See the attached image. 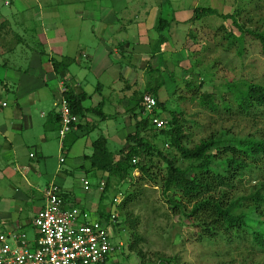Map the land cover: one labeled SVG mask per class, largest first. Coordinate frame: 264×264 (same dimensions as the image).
Instances as JSON below:
<instances>
[{
	"label": "rangeland",
	"instance_id": "rangeland-1",
	"mask_svg": "<svg viewBox=\"0 0 264 264\" xmlns=\"http://www.w3.org/2000/svg\"><path fill=\"white\" fill-rule=\"evenodd\" d=\"M192 1H178L177 5L184 3L188 6L192 4ZM174 3L172 2L173 5ZM0 6L3 15L11 9L3 6L1 1ZM197 6L210 7L220 15L234 13L235 20L244 29L264 33V0H200ZM186 11L184 9L178 16L176 15L180 23L173 24V27L170 28V34L173 32L174 36L171 35L168 38V43L163 46L164 51L157 54H153L151 51L159 36H154L151 44H135L132 49L134 55H132L133 51L129 54V47L125 48L124 53L129 55L125 57V62H120L125 77L123 81L119 80L115 85H112L111 90L104 88L103 94L106 93L109 96L113 89L117 93L118 88H121V92H125L124 85L128 79L135 81L133 85L136 89L146 93L148 86L155 87L162 78L163 84L158 90L160 101L164 102L166 109L178 110V116L184 130L182 143L187 147L191 148L200 140L211 135L218 136L223 132L228 136L239 138L264 139L263 108L255 112L253 110L249 114L237 112V106L234 102V89L231 87L232 85L241 86L244 82H253L264 86V51L261 49L259 41L249 34L244 35L242 42L232 37L228 38L227 35L230 30L236 35L239 34L230 17L224 18L214 14L191 20L193 11L185 14ZM187 15H189V19H186ZM162 18L168 22L166 26L172 25L173 22L169 21V18L165 16ZM153 32L156 33L157 29L154 28ZM90 46L87 45L89 50L92 49ZM141 56L144 59L139 63L142 64V68L132 66L135 64L136 58ZM108 57L112 63L119 66L120 56L109 54ZM110 68L117 70L116 66L112 64ZM129 68L132 69L130 74ZM72 69L81 70L75 65ZM106 75L108 76V74ZM105 76L95 78L88 72L85 73L87 80L92 81L94 85L98 81H106L109 76ZM77 78L78 80L84 79L81 75H78ZM203 93L213 95L215 104H218L216 110H211L208 105L200 101V95ZM120 95L122 94L120 93ZM14 99L12 92H3L0 95V102L3 100L8 105L7 108L0 107V120H5L6 117L2 115L11 110ZM224 100L230 104L231 108H225ZM106 106L111 114L122 110V108L114 107L111 104ZM160 112L161 117L170 119V113L167 110L160 109ZM97 117L96 115L94 118ZM12 122L17 123V121ZM95 122L98 129L91 131L88 138L83 139V141L87 140L89 143L91 138L94 140L103 134L107 138L108 149L114 154H117L119 148L124 144L125 135L134 131V122L126 112L109 122L102 121L99 117ZM108 129L110 132L118 131L115 133V138H112L113 133L107 132ZM39 132L42 136L47 137L45 150L42 153L35 147L38 144L36 135ZM118 136H123V138L118 139ZM151 136V132L148 133L149 141L162 151L164 156L173 161L178 159V153L165 140ZM10 139L13 146L16 142L23 144L14 146L16 149L12 148L15 149L13 153L9 152L8 144L2 143L3 140L0 136V148L2 150H0V169L3 166L18 169L20 173L26 174L30 181L40 189L54 175L55 182L60 183L63 188L70 187L76 190L83 187L81 177L84 176L90 182L88 192L98 194L95 186L98 177L95 176L94 172L101 175L97 173H101V171L94 170L91 173L92 166L86 157L74 156L72 158L69 151L61 153L58 150L59 135L56 131L45 133L39 127V123L36 122L35 130L24 132L23 138L12 135ZM83 141L80 140L75 144L74 154L79 151V144ZM88 148L84 151L86 156L91 153V148ZM34 150L37 154L32 153L35 156L28 157L29 151L34 152ZM2 152L11 162L5 161L6 158L1 155ZM60 156L65 159L64 162L58 161ZM135 160L137 161V158ZM153 163L150 165L151 171L158 173L161 168H165L164 162L158 156L153 157ZM175 164L180 165L182 163L179 160ZM255 166L257 167L253 168L250 174L247 173L242 179L237 180L235 189L230 192L233 199L249 196L255 192L256 183L264 181V161H259ZM1 174L0 170V191L6 198L0 199V212L14 213L19 209H26L27 205H32L30 202L27 204V199H14V186H18L21 190L26 188L21 178L16 175L7 179ZM132 175L136 180L130 185H119L118 193L113 198L114 203L110 213L111 215L115 214V218L110 215L108 232L112 243L118 248L110 256L108 264H139L141 261L137 252L127 248L134 241L128 228L127 218L136 222L134 225L138 235L136 247L142 251L144 261L154 262L157 256H164L171 258L178 264H264V248L259 247L252 240L251 235L246 232L231 240H223L222 237H217L212 240L198 241L194 228L184 216L180 215L177 210H173L168 202L169 199H180V193L163 192L160 184H154L153 180L147 177L138 179L140 175L138 170H134ZM104 176L105 181L106 174ZM61 178L64 179V183H61ZM5 182L8 185L2 186V183ZM109 193L103 199L105 209L110 208L112 193L111 191ZM80 194L84 193L81 192ZM128 195H133V201L120 209L118 205ZM32 200L39 203V199ZM243 203L246 205L248 202L244 201ZM244 209L245 207H241L239 210ZM28 218V221L25 219L28 222L26 232L30 236L33 232L32 225H30L32 216L29 215ZM94 218L99 219L98 217ZM246 219L250 225H253L254 229L263 231L264 224L256 227V218L252 217L251 214L248 213Z\"/></svg>",
	"mask_w": 264,
	"mask_h": 264
},
{
	"label": "crops",
	"instance_id": "crops-1",
	"mask_svg": "<svg viewBox=\"0 0 264 264\" xmlns=\"http://www.w3.org/2000/svg\"><path fill=\"white\" fill-rule=\"evenodd\" d=\"M0 1L3 6L11 8L5 15L1 13L0 8V95L3 92H12L15 98L11 110L2 115L6 117L5 120H0L2 143L8 144L9 152L13 153L16 147L23 143L18 144L16 142L14 145L16 147H14L9 138L12 135L23 138L24 132L35 130L36 122L39 123V127L45 133L52 131L58 133V129L46 130L44 124L48 119L53 118L52 113L57 114L54 104L60 97V81H68L70 89L87 93L88 98L83 102V106L87 110H85L84 116L79 118L75 128L66 135L62 144L58 139V150L61 153L69 151L72 158L74 156L84 158L87 155L84 152L85 149L88 150L90 147L92 150V142L98 137L94 140L91 138L89 143L87 140L83 141V139L88 138L91 131L98 129L95 121L99 116L92 109L101 105L100 108L104 115L102 121L109 122L125 112L129 114L128 109L133 106L130 99L133 98L134 92L140 91L133 85L135 81L128 79L124 85L125 92H121V88H118L117 93L113 89L109 96L106 93L103 94L104 88L111 90L112 85H115L119 80L123 81L125 75L122 72L123 66L120 62L126 61L125 57L132 53L135 44H151L154 36H159V33L153 32V29L156 28L158 18L163 16L173 22L170 27L166 26L161 32V35L163 34L166 38L162 46L167 44L168 38L171 35L174 36L172 31L170 34V28L173 27V24L180 23L177 18L179 13L184 9L187 10L185 14L193 11L200 0H193L192 4L188 6L184 3L177 5V2H182V0H167V4L163 2L164 0ZM172 2H175L174 5ZM186 17L183 18H190L189 15ZM183 18L182 20H184ZM87 45H91L92 49L89 50ZM127 47H129V54L124 53ZM164 49L163 47L162 51ZM109 54L120 56L119 61L117 60L119 66L109 60ZM132 55H134V51ZM62 57L74 58V61L67 67L66 80L61 79L55 73L52 64L54 58L59 60ZM142 59V56L136 58L135 64L132 66L142 68V64H139ZM111 64L116 66L117 70L111 69ZM74 65L95 78H103L106 74L109 77L106 75L108 77L106 81H98L94 85L92 81L87 80L83 71L72 69ZM130 73H132V69L129 70ZM78 75L84 79L78 80ZM107 104L120 107L122 110L111 114ZM0 107L7 108L8 105L2 100ZM96 115L98 117L95 119ZM12 121H17V123ZM107 132L113 133L112 138H115V133L118 131L110 132L108 129ZM36 138L38 144L35 147L42 153L45 150L47 137L42 136L39 132ZM117 138L122 139L123 136ZM80 140L83 142L80 143L81 145L79 144V151L74 154V146ZM30 153L37 154L35 150L34 152L29 151L28 157H30ZM1 155L6 158L3 152ZM64 161L65 159L61 162ZM6 162L11 161L7 160ZM0 170L1 175L7 179L16 175L21 178L26 188L21 190L18 186H14V199H27V204L29 202L32 204L27 205L26 209H19L14 213L0 212V233L8 232L18 226L19 230L26 233L28 238H33L36 232L31 226L33 232L30 236L27 234L26 225L28 222L25 219L28 221L29 215L33 218L42 207V190L49 182H55V176L52 175L45 186L40 189L30 181L26 174L20 173L18 169L3 166ZM93 172L94 169L92 168L91 173ZM97 173L101 174L97 175L94 172L95 176L98 177L97 182H95L98 194L89 193V190H85L83 187L76 190L70 187L63 188L60 183L55 182L61 188L65 208L77 213L87 211L91 217L99 218L98 206L101 191L98 188L104 181L105 173ZM84 178L88 180L87 177ZM63 180L61 178V183H64ZM3 185H8V183H2ZM10 185L12 186V184ZM79 191L84 194L81 195ZM5 198L6 196L0 191V199ZM32 199H39V203Z\"/></svg>",
	"mask_w": 264,
	"mask_h": 264
},
{
	"label": "trees",
	"instance_id": "trees-1",
	"mask_svg": "<svg viewBox=\"0 0 264 264\" xmlns=\"http://www.w3.org/2000/svg\"><path fill=\"white\" fill-rule=\"evenodd\" d=\"M165 4L168 3L164 0ZM218 13L215 9L205 6H197L193 9L191 20L201 19L206 15ZM224 18H232L239 34L232 30L228 33V38H235L242 42L244 35L249 34L259 41L261 49L264 51V33L256 32L250 29H244L235 20V14L220 15ZM168 22L159 17L156 29L159 33L158 41L152 49L153 54L162 52L165 37L161 35ZM241 50V49H240ZM241 52V51H240ZM74 58L62 57V59H53V69L57 75L66 80V70ZM68 81H64L65 91L63 96L68 101L70 109L78 117L84 116L85 110L83 102L88 98L84 91L76 92L68 86ZM163 84V79L155 87H147V92L136 91L133 93V106L128 109L130 118L133 120L134 131L129 132L124 139V144L119 148L117 154L111 152L107 147V138L105 135H99L92 142V150L88 156H85L92 168L106 174L103 190L99 199V221L108 224L109 217L114 203V195L118 193L117 188L121 184L130 185L136 178L132 175L134 170L139 171L138 179L147 177L153 180L154 184L161 185L163 192L180 193V199H169L168 202L173 210L184 216L190 225L194 228L198 241L212 240L222 237L223 240H231L243 233L251 235L252 240L264 248V229L263 231L254 229L253 225L247 221L248 213L256 218V227L264 224V181L256 183L255 192L247 197H238L233 199L230 192L236 187L237 180L242 179L247 173H251L256 168L259 161H264V139H255L251 137L239 138L228 136L225 132L218 136L211 135L200 140L191 148L184 145L183 124L178 116V110L166 109L163 101H160L158 90ZM190 84V82H188ZM200 84V83H199ZM234 89V102L236 110L239 113L249 114L260 108L264 110V86L244 82L241 86L232 85ZM144 94L152 95L156 100L154 115L160 116V109L167 110L170 113V119L165 128L157 129L151 122V115L144 113L142 106V97ZM59 97V95H58ZM180 98H182L180 96ZM130 101V102H131ZM200 101L216 110L218 104H215L211 93L200 95ZM226 109L231 108L230 104L223 101ZM99 105L93 108L100 119L104 118ZM145 114V115H144ZM48 119L44 127L46 130L59 129L60 120L57 114ZM151 137L162 138L168 145L178 153L176 161L163 155L155 145L153 146L148 139V133ZM158 156L165 164L158 173L150 170L153 165V157ZM137 158V161L135 160ZM181 161L180 165L175 162ZM117 186V187H116ZM112 193L110 199V208L105 210L103 199ZM64 200V199H63ZM249 200V201H248ZM133 201V195H128L118 205L120 209ZM247 201L246 205L243 203ZM245 207L244 210H239ZM239 210V211H238ZM129 231L134 241L127 248L130 251L137 252L141 261L139 264H178L171 258L157 256L154 262L144 261L141 250H138L136 244L138 235L135 232V220L127 218ZM109 261V260H108Z\"/></svg>",
	"mask_w": 264,
	"mask_h": 264
},
{
	"label": "built area",
	"instance_id": "built-area-1",
	"mask_svg": "<svg viewBox=\"0 0 264 264\" xmlns=\"http://www.w3.org/2000/svg\"><path fill=\"white\" fill-rule=\"evenodd\" d=\"M60 97L55 102L56 113L60 120L59 140L71 132L79 117L70 109L63 96L64 81H60ZM144 113L151 115L155 128H165L168 119L154 115L156 100L152 95L142 97ZM30 157H34L30 153ZM59 161H63L60 156ZM85 190L90 182L81 178ZM105 181L98 188L103 190ZM43 205L31 220L35 230L33 238L20 231L18 226L0 233V264H108L117 246L112 243L108 232L109 224L90 216L87 211L77 213L64 207L61 188L55 182L42 190ZM115 218V214L111 215Z\"/></svg>",
	"mask_w": 264,
	"mask_h": 264
}]
</instances>
